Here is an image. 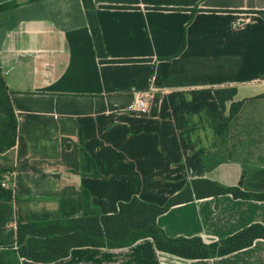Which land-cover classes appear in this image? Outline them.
<instances>
[{
    "label": "crops",
    "instance_id": "crops-1",
    "mask_svg": "<svg viewBox=\"0 0 264 264\" xmlns=\"http://www.w3.org/2000/svg\"><path fill=\"white\" fill-rule=\"evenodd\" d=\"M7 3L18 5L0 12V71L18 119L0 176L13 193L9 228L82 218L85 209L115 215L134 197L164 206L196 180L264 193V126L249 125L264 118V17L256 13L264 0H93L103 62L82 0H0ZM220 88H236L233 101L243 102L228 145L218 127L232 101L223 111ZM138 94L148 101L144 112L134 108ZM157 224L171 238L219 242L264 226V201L194 199ZM8 259L264 264V239L202 260L161 253L151 238L121 249L74 248L51 263Z\"/></svg>",
    "mask_w": 264,
    "mask_h": 264
},
{
    "label": "trees",
    "instance_id": "trees-1",
    "mask_svg": "<svg viewBox=\"0 0 264 264\" xmlns=\"http://www.w3.org/2000/svg\"><path fill=\"white\" fill-rule=\"evenodd\" d=\"M92 32L97 55L105 60V48L98 24L93 0H82ZM18 7L15 3L0 6V12ZM196 11V10H194ZM264 17V11L256 12ZM223 111L232 101L229 116L220 123L231 121L241 111L243 102H234L236 88H220L214 91ZM157 104L152 114H157ZM18 119L10 99V91L0 71V153L12 149L17 142ZM230 194L235 199L264 201L263 194L243 192L238 187H226L210 180H196L164 206L146 203L138 197L120 203L115 215L95 213L85 209L84 216L76 219L42 220L20 223L16 229L9 228V209H0V264H14L8 256L17 255L36 263H51L70 255L74 248L94 247L121 249L139 240L151 238L157 250L186 260H202L224 257L251 247L255 240L264 239V226L252 225L219 242L205 243L201 238H171L157 224V218L173 206L209 197ZM13 200V193L0 181V201Z\"/></svg>",
    "mask_w": 264,
    "mask_h": 264
},
{
    "label": "rangeland",
    "instance_id": "rangeland-1",
    "mask_svg": "<svg viewBox=\"0 0 264 264\" xmlns=\"http://www.w3.org/2000/svg\"><path fill=\"white\" fill-rule=\"evenodd\" d=\"M229 122L230 121H227V122H223L222 123V132H221V134H222V137H224V141H225V144L226 145H228V140H226V137L228 138V136L230 135V134H228L227 135V133H228V130H227V128H228V126H229ZM249 125H259V126H255V128H259V127H263L264 126V118H262L258 123H256V122H252L251 124H249ZM252 128V127H251ZM253 135V134H252ZM249 136H251V135H249ZM7 152V151H6ZM6 152H4V153H0V176H1V174L4 172L5 173V168H7L8 166H6L7 164L5 163V161H4V158H5V156H3V155H5V153ZM221 159H222V157H220ZM220 158H219V160H220ZM3 184H5L4 182H2V185ZM3 187H5V188H7L9 191H11L12 192V190H11V188H9V187H7L6 186V184H5V186H3ZM12 202V201H11ZM11 202H9V203H7V202H5V201H0V209H2L3 208V206H7L8 207V209H9V212H8V216H9V221H8V225L7 226H9V227H14V218H13V209H12V203Z\"/></svg>",
    "mask_w": 264,
    "mask_h": 264
},
{
    "label": "built area",
    "instance_id": "built-area-1",
    "mask_svg": "<svg viewBox=\"0 0 264 264\" xmlns=\"http://www.w3.org/2000/svg\"><path fill=\"white\" fill-rule=\"evenodd\" d=\"M144 98L141 97V94H138V98L134 104L136 111L144 112L148 109V101ZM3 186H5V184H3Z\"/></svg>",
    "mask_w": 264,
    "mask_h": 264
}]
</instances>
